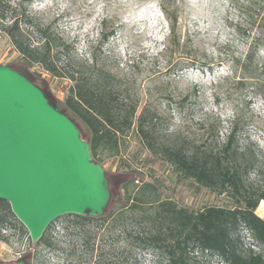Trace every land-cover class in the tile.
I'll use <instances>...</instances> for the list:
<instances>
[{
    "label": "rangeland",
    "instance_id": "374dc122",
    "mask_svg": "<svg viewBox=\"0 0 264 264\" xmlns=\"http://www.w3.org/2000/svg\"><path fill=\"white\" fill-rule=\"evenodd\" d=\"M164 8L178 15L174 46H170L171 23ZM23 13L31 20L21 25L30 43L41 44L45 30L55 48V39L61 36L71 48L57 53L60 63L69 60L71 68L78 69L95 57L111 72L113 81L128 88L132 98L156 108L162 138L212 142L218 136L224 140L238 117L239 144L257 154V167L249 173V182L264 188V0H3L0 6L5 23ZM103 33L108 35L105 40H101ZM251 49L256 61L252 71L261 78V91L233 78ZM18 55L9 35L0 30V63L23 68ZM43 76L45 80L37 79L61 101L71 81L52 78L46 72ZM124 146L127 149L121 155L104 157L101 163L116 193L133 178L158 179L162 197L192 210L235 203L227 194H217L173 173L149 154L134 132ZM263 201L256 209L262 218ZM73 219L64 214L54 221L50 232L62 240L58 248L40 245L34 249L47 264H76L67 258V241L61 236ZM8 221L0 228V261L15 264L31 240L20 223ZM12 228L19 235L12 236ZM85 228L99 230V236L104 233L94 222ZM237 237L241 251L264 253L246 228L241 227ZM206 258L210 264H226L213 253Z\"/></svg>",
    "mask_w": 264,
    "mask_h": 264
},
{
    "label": "trees",
    "instance_id": "16d2710c",
    "mask_svg": "<svg viewBox=\"0 0 264 264\" xmlns=\"http://www.w3.org/2000/svg\"><path fill=\"white\" fill-rule=\"evenodd\" d=\"M2 3L0 0V6ZM163 10L171 23L170 46H174L178 15L167 8ZM22 23L30 24V17L16 14L5 23L0 16V30L9 35L25 65L13 67L41 86L51 102H57L74 120L83 138L90 142L97 162L121 155L127 149L125 139L134 132L149 154L160 159L173 173L199 187L235 198L232 206L209 205L192 210L172 198L162 197L158 179L133 178L122 185L118 194L106 171L112 196L105 213L102 216L67 214L74 219L64 226L61 236L66 238L69 260L76 264H210L206 255L213 253L226 264H264L263 252L253 249L243 252L237 246V233L243 227L264 247V218L256 213L264 200V188L249 182V173L257 167V154L251 147L239 144L238 117L232 121L224 140L218 136L212 142L162 138L159 111L142 105L138 97L132 98L128 88L113 81L111 72L99 65L95 57L82 64L88 71H82V66L72 69L71 61L60 63L56 59L58 52H68L71 48L61 36L55 39L53 48L43 30L41 44H32ZM107 38L108 35H101V40ZM36 66L42 70H31ZM255 66L251 49L240 66L241 71L238 72L237 66L233 78L261 91V78L252 71ZM45 72L52 78L71 81L61 101L55 100L43 81L37 79L45 80ZM130 171L139 173L135 169ZM257 173L260 175L258 170ZM261 206L264 207V201ZM10 219L28 232L13 213L10 202L0 199V228ZM54 221L38 242L31 240L30 248L21 257L28 264H47L40 253L34 252L38 246L58 248L62 243L50 232ZM93 222L103 227L102 236L99 230L85 228V224Z\"/></svg>",
    "mask_w": 264,
    "mask_h": 264
},
{
    "label": "water",
    "instance_id": "95a60500",
    "mask_svg": "<svg viewBox=\"0 0 264 264\" xmlns=\"http://www.w3.org/2000/svg\"><path fill=\"white\" fill-rule=\"evenodd\" d=\"M111 196L106 169L74 120L26 74L0 63V199L32 242L64 214L102 216Z\"/></svg>",
    "mask_w": 264,
    "mask_h": 264
},
{
    "label": "built area",
    "instance_id": "2783aa9c",
    "mask_svg": "<svg viewBox=\"0 0 264 264\" xmlns=\"http://www.w3.org/2000/svg\"><path fill=\"white\" fill-rule=\"evenodd\" d=\"M19 230H16L15 228H12L11 229V235L12 236H15V235H19V232H18ZM27 239H29V240H31V237H30V234L28 233V235H27ZM30 245H31V242H30ZM30 245H28V248L25 250V251H27L29 248H30ZM24 251V252H25ZM24 254V253H23Z\"/></svg>",
    "mask_w": 264,
    "mask_h": 264
}]
</instances>
